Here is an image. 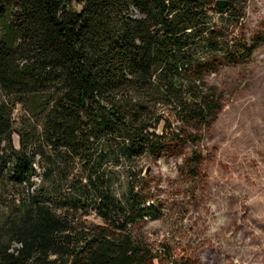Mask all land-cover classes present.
Instances as JSON below:
<instances>
[{
    "label": "trees",
    "instance_id": "16d2710c",
    "mask_svg": "<svg viewBox=\"0 0 264 264\" xmlns=\"http://www.w3.org/2000/svg\"><path fill=\"white\" fill-rule=\"evenodd\" d=\"M249 1L0 0V264H191L151 239L137 163L217 121L208 79L252 55L230 39Z\"/></svg>",
    "mask_w": 264,
    "mask_h": 264
},
{
    "label": "rangeland",
    "instance_id": "374dc122",
    "mask_svg": "<svg viewBox=\"0 0 264 264\" xmlns=\"http://www.w3.org/2000/svg\"><path fill=\"white\" fill-rule=\"evenodd\" d=\"M243 14L230 39L255 49L249 58L209 76L222 98L217 121L198 139L196 130L182 128V146L137 163L136 180L147 182L149 204L155 207L144 224H150L152 240L169 239L178 261L264 264V0H250ZM216 21L221 24L220 17ZM21 115L18 107L14 118ZM170 120L176 131L178 118ZM14 143L19 147L16 135ZM104 170L117 179L115 193L121 199L130 164L111 161ZM86 219L101 221L93 209Z\"/></svg>",
    "mask_w": 264,
    "mask_h": 264
},
{
    "label": "water",
    "instance_id": "95a60500",
    "mask_svg": "<svg viewBox=\"0 0 264 264\" xmlns=\"http://www.w3.org/2000/svg\"><path fill=\"white\" fill-rule=\"evenodd\" d=\"M216 6L218 8H225L227 6V2H225V1H219V2H217Z\"/></svg>",
    "mask_w": 264,
    "mask_h": 264
}]
</instances>
